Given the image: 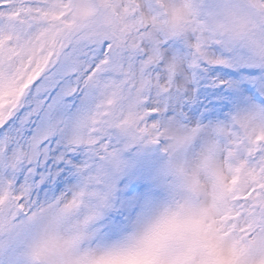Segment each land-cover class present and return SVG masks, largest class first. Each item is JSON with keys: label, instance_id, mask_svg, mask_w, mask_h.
<instances>
[{"label": "snow or ice", "instance_id": "6c2138e0", "mask_svg": "<svg viewBox=\"0 0 264 264\" xmlns=\"http://www.w3.org/2000/svg\"><path fill=\"white\" fill-rule=\"evenodd\" d=\"M0 264H264V0H0Z\"/></svg>", "mask_w": 264, "mask_h": 264}]
</instances>
